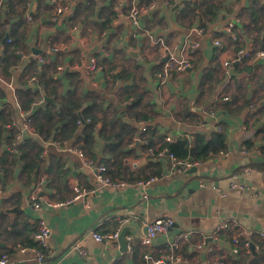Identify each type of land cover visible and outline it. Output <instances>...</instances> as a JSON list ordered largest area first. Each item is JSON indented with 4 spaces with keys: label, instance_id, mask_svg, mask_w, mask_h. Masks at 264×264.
<instances>
[{
    "label": "crops",
    "instance_id": "crops-1",
    "mask_svg": "<svg viewBox=\"0 0 264 264\" xmlns=\"http://www.w3.org/2000/svg\"><path fill=\"white\" fill-rule=\"evenodd\" d=\"M138 1L156 4L155 10L142 16L139 29L127 17L134 0H73L56 21L55 0H28L31 20L27 13L21 20H8L7 13L1 11L0 111L6 124L0 132V211L19 208L15 214L0 216V254L16 252L10 264H40L31 253L17 254L20 245L35 240L40 219L51 228V253L46 264H94L93 260L98 264H143V253L150 252L155 258L164 251L165 236H159L150 248L141 243L147 225L164 214L174 219L172 233L192 232L190 240L179 248L187 264H213L219 259L236 264L239 255L233 251V239L237 235L255 244L251 252L241 250L245 264H264V239L258 235L264 231V172L253 166L263 161L264 154L241 150L244 140L254 138L256 125L246 124L248 119L250 124L255 120L250 106L264 104V62L252 65L244 60L232 65L234 72L228 75L223 67L239 48H264V15L259 13L264 1L220 0L222 7L213 21L200 20L196 14L207 2L217 0ZM252 4L254 9L248 11ZM253 10L258 18L251 15ZM238 19L235 31L229 33L228 24ZM72 23L75 26L70 27ZM201 26L206 32L193 66L170 75L160 85L156 73L163 65L166 47L175 48L187 36L200 38L194 30ZM217 39L223 49L215 46ZM60 44L66 47L53 54L50 48ZM15 45L19 46L18 56L12 52L13 47L6 48ZM132 52L140 55L135 57ZM41 54L46 58L43 64L37 60ZM93 59L97 62L95 69L91 68ZM59 66L64 67L61 74ZM246 66L250 68L244 71ZM66 68L69 71L64 74ZM69 73L76 74L69 77ZM40 76L48 79L49 92L41 87ZM218 92L230 95L231 111L223 102L214 101ZM45 94L52 100L47 102ZM70 94L82 105L79 112L83 121V110L102 119L91 151L85 150L82 123L69 139H45L34 125L35 133L27 134L20 152L10 150L12 121L22 110L34 113L36 106L45 109L50 103L58 105ZM245 96L252 99L250 106L244 104ZM28 98H34V109L23 108ZM210 111L215 118L207 114ZM218 123L228 136L227 154L200 161L196 172L189 173L190 168L182 172L169 157L159 155L167 137L191 138L195 133L209 136ZM122 140L126 152L123 172L112 175L113 180L128 184L120 188L102 185L95 169L84 163L77 150H85L94 160L106 161L111 158L110 146ZM37 146L45 158L38 178L30 179L23 170L24 161L17 157L25 149L27 159L32 158ZM159 169L162 174L142 179ZM41 176L47 180L38 191ZM150 178L155 180L138 184ZM75 186L88 193L78 197ZM34 195L64 204L52 207L43 203L37 208ZM85 201L90 203L89 208L84 207ZM125 218L128 222L123 223ZM225 221L231 222L230 226L212 239ZM126 226L131 228L128 235L134 238L127 251H122L119 240L117 244L99 242L92 236V231L111 233ZM206 238L214 243V251L198 247ZM77 244L86 249L85 255L76 249Z\"/></svg>",
    "mask_w": 264,
    "mask_h": 264
},
{
    "label": "built area",
    "instance_id": "built-area-1",
    "mask_svg": "<svg viewBox=\"0 0 264 264\" xmlns=\"http://www.w3.org/2000/svg\"><path fill=\"white\" fill-rule=\"evenodd\" d=\"M73 2V0H55L56 7H55V15H54V20L56 21L59 17H61L65 11L68 9L69 5ZM264 4V2H263ZM123 5V4H122ZM156 4L150 3L148 5H144L139 3L138 0H134L133 5L128 11L127 17L131 20L132 24L134 25L135 28L139 29L141 28V18L143 15L151 13L153 10H155ZM1 5H0V16H1ZM27 19L31 20L32 19V14L30 12L27 13ZM239 22L238 20L231 21L228 26H227V31L229 33H232L235 31L237 24ZM194 32L198 35H200V38H191L187 36L179 45H177L175 48H169L166 47L165 53H164V62L161 67V69L156 73L159 84L164 85L167 81L170 75L172 74H179L182 72H185L186 70L190 69L193 66V58L197 54V52L201 49L202 47V36L205 35V28L204 27H197ZM234 39L237 38V35H233ZM215 46L218 49H223V43L220 40H215L214 41ZM66 46L64 44L60 45H54L50 48V51L53 54H57L59 51L64 49ZM244 59H247L251 62L252 65L259 64L261 62H264V49L262 50H257L255 52L249 51L248 49L245 48H239L235 54L229 58L226 59L223 63L224 70L226 74L228 75L230 73V68L232 65L239 63L243 61ZM37 60L40 63H45L46 58L43 56V54L37 56ZM97 67V62L95 59H93V63L91 65L92 69H95ZM64 71L63 66L58 67V73L61 74ZM231 97L227 93L223 92H218L214 96V101L215 102H227L230 101ZM252 110H254L256 107L254 105L250 106ZM210 117L215 118V113L210 111L207 113ZM12 127L14 130V135L11 141L10 145V150L14 153H19L21 147L25 143V139L27 134H32L35 133L34 131V117L32 111H25L22 110L17 118H15L12 121ZM143 130H146V127H143ZM217 130H222V126L220 123L217 124ZM167 142H171L172 138L167 137L166 138ZM61 144V143H58ZM241 150L244 153L252 152V151H257L261 152L262 151L259 148L256 149H249L246 147V145L242 144L241 145ZM77 152L83 159L84 163L95 169L96 171V176L97 180L100 184L102 185H111L115 186L116 188L124 187L128 184L127 181L125 180H113L111 179L108 174H107V166L98 160H94L90 157H88L83 150L78 149ZM227 154L226 152H221L220 155ZM263 154V153H262ZM160 156H167L169 157L172 161L174 166L178 168V170L182 172H186L189 168L193 166H197L200 164V161L197 162H192L188 160H181L176 157L174 153H170L167 149V147L162 148L159 151ZM44 156V153L41 154V157ZM248 171V170H247ZM46 177L41 176L38 180V183L36 185V189L38 191H42V188L44 186V181ZM155 178H150L149 180H142L139 181L138 184L141 185H148L152 181H154ZM233 187H236L237 185L232 184ZM202 186H205L204 183H202ZM243 188L244 186L241 185ZM74 190L77 192L78 197H81L88 193L84 189H81L79 186H75ZM76 197V198H78ZM34 199V205L39 208L43 203L56 207L58 205L64 204V203H52L48 201L47 198H44L43 196H33ZM84 207L89 208L90 203L88 201L84 202ZM123 223L128 222V219H122ZM229 221H225L219 225L217 228L216 232L212 236V239L217 238L218 236V231H221L223 229H226L230 226ZM147 228L146 234L142 237L141 243L150 248L152 247L158 240L159 236H165L167 238L165 242V248L164 251L162 252L161 255L158 257L152 258L150 256V252L146 253L144 255L145 259L147 260V264H187L188 260L185 259L180 253H179V248L184 242H188L191 238L192 232L190 231H178L175 233H172V228L174 226V219L168 215L164 214L157 220L149 223ZM121 233V228L118 230L111 232V233H100L97 231H92V236L95 240L99 242L103 241H111L114 243H118V239ZM253 232L250 231V234ZM258 235L264 239V231H259ZM51 236V228L48 225V223L44 219H40L38 227L35 231V241L38 243V247H26V246H19L17 250V254H27L31 253L35 256V258L39 262H43L47 260L48 255L51 253V248H50V239ZM127 241L129 244H132L134 241V238L132 235L127 236ZM233 251L236 254H239L241 250L246 249L250 250V239L247 238V240L242 241V238L240 235H237L233 239ZM200 249L201 248H206L208 251H214V243H210L209 240L206 238L204 239L198 246ZM76 249L83 255L86 254V249L82 248L80 244L76 245ZM16 252H4L0 254V264H10L13 261V257ZM213 264H224L223 259H219L213 262Z\"/></svg>",
    "mask_w": 264,
    "mask_h": 264
},
{
    "label": "trees",
    "instance_id": "trees-1",
    "mask_svg": "<svg viewBox=\"0 0 264 264\" xmlns=\"http://www.w3.org/2000/svg\"><path fill=\"white\" fill-rule=\"evenodd\" d=\"M264 1V0H263ZM220 0L215 1H209L206 3L205 8L201 9L198 14L200 16V20H208L213 21L217 18L218 12L222 7V4L220 3ZM258 0H253V3H257ZM16 3L18 5H16ZM250 5L248 8V11L254 9V5ZM4 10V11H3ZM1 11L4 13H7V19H18L21 20L28 11V0H3L1 3ZM114 14L116 15L117 10L114 9ZM260 16L264 15V6L260 9ZM251 15L254 18H258V14L255 10L251 11ZM109 21V18H107V22ZM107 22L103 23V27L107 25ZM75 26L74 23L70 25V27ZM16 37L12 34L11 41L14 43V40ZM11 43V44H12ZM12 48V52L18 56L20 53L17 52L19 46H6V48ZM264 49V48H262ZM262 49H253L248 48L249 51L255 52L257 50ZM62 53V52H60ZM247 60V59H244ZM243 60V61H244ZM242 62V61H241ZM59 63L56 62V67ZM250 66H246L244 68V71L248 70ZM57 72V70H56ZM76 73H69V77L72 75H75ZM41 77V76H40ZM40 85L43 89L49 92L48 90V79L40 78ZM51 94V93H50ZM34 101V98H28L27 100H24L22 103V106L24 109H34V105L32 107V102ZM252 102V99H247L246 96L244 97V104L246 106H250ZM226 109L228 111H231L229 105L231 102H223ZM255 109L252 110V116L255 117L254 124H250V120L248 119L246 124L249 126L251 125H257L264 119V104H254ZM245 107H242L241 109H244ZM82 109V105H80L73 95H69L68 97H63L62 101L58 102V105L56 103H50L47 105L45 109H34V125L36 132L43 136L45 139L49 138H57V136H60L61 139L65 138H71L79 124H84V140H85V146H86V152L91 151L93 148V144L96 141V131L98 130V125L101 122V118L93 115L88 110L82 111V116L84 117V121L80 118L78 112ZM6 124V119L3 118L2 113L0 111V132H3L4 125ZM149 139V138H148ZM165 139V138H164ZM262 142H264V124L259 127L258 130L254 133L253 139H247L244 140L243 144L246 145L249 149H256L259 148L262 153L264 154V145H262ZM115 143V142H114ZM151 147L150 139L148 141L147 148ZM167 147L168 151L170 153H174L177 158L181 160H188L192 162L197 161H205L211 157L218 156L221 152L228 151L229 144H228V136L226 133V130L224 127H222V130H214L211 135L206 136L203 134L195 133L192 135L191 138L186 136L177 137L176 139L172 140L171 142L164 141V143L161 146V149ZM112 149L111 158L107 159L106 161L102 159L101 162H104V164L107 166V174L108 176L113 179L112 173L115 172L116 175H120L123 172V164L122 159L125 158L126 152L124 151V142L123 140L120 142L115 143L113 146H110ZM83 149V148H82ZM160 149V150H161ZM84 150V151H85ZM22 154L21 156H18V159H21L24 161V171L29 173L30 179L34 176L36 179L38 178L39 170L41 167V161L45 158L41 156V147L37 146V151L33 155L32 158L27 159V151L25 149L21 150ZM91 158V157H90ZM96 159V158H94ZM109 162L110 166L107 165ZM254 167H257L261 169L264 172V159L261 163L253 164ZM114 167V170L112 169ZM48 170V169H47ZM160 175L162 174V170L159 169L157 171H152L149 175H143L142 179L149 178L153 175ZM47 180V179H46ZM29 240V239H28ZM22 245L26 247H38V243L35 240H29L27 242H24ZM134 248V252H135ZM249 252H251L249 250ZM241 251L238 254L239 258L236 260V264H245V257L241 256ZM135 255V253H134ZM150 256L153 258V255L150 253ZM241 256V257H240ZM144 257V253H143ZM144 263L147 264V260L145 257L143 258ZM224 264H225V260Z\"/></svg>",
    "mask_w": 264,
    "mask_h": 264
},
{
    "label": "water",
    "instance_id": "water-1",
    "mask_svg": "<svg viewBox=\"0 0 264 264\" xmlns=\"http://www.w3.org/2000/svg\"><path fill=\"white\" fill-rule=\"evenodd\" d=\"M178 7V4L176 5ZM9 38V35H6V38L5 39H8ZM133 56L137 57L138 55H140V52H132L131 53ZM69 71V68H66L64 74H66L67 72ZM234 72V69L233 68H230V74H233ZM34 85V84H33ZM45 100L48 102L50 100H52L48 95L45 94ZM38 106H36L37 108ZM79 116H81V113L79 112ZM82 118V117H81ZM264 124V121H261L260 123H258L256 126H255V131L259 129V127H261L262 125ZM137 143H140V140L137 141ZM262 145H264V142H262ZM198 169L197 166H193L189 169V173H192V172H196V170ZM43 192H41L42 194ZM19 211V208L18 207H8V208H4L3 210L0 211V216H3V215H8V214H15ZM147 228L148 226L145 228V232H147ZM131 228L126 226L120 233V236H119V243H120V246L122 247V251H127L128 250V247H129V243L127 241V235H128V230H130ZM4 245V244H2ZM250 248L252 250L255 249V244L253 242H251L250 244ZM48 261L45 260L43 262H40V264H46ZM93 263L94 264H98V262L96 260H93Z\"/></svg>",
    "mask_w": 264,
    "mask_h": 264
}]
</instances>
